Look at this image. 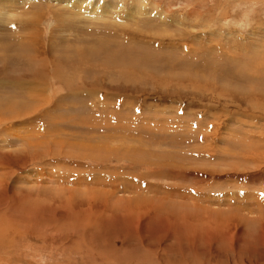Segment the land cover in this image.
I'll use <instances>...</instances> for the list:
<instances>
[{
  "label": "rangeland",
  "instance_id": "1",
  "mask_svg": "<svg viewBox=\"0 0 264 264\" xmlns=\"http://www.w3.org/2000/svg\"><path fill=\"white\" fill-rule=\"evenodd\" d=\"M15 20L85 67L0 62L35 109L0 118V264H264V0H0Z\"/></svg>",
  "mask_w": 264,
  "mask_h": 264
},
{
  "label": "bare ground",
  "instance_id": "2",
  "mask_svg": "<svg viewBox=\"0 0 264 264\" xmlns=\"http://www.w3.org/2000/svg\"><path fill=\"white\" fill-rule=\"evenodd\" d=\"M39 9V8H38ZM40 10V9H39ZM42 10V9H41ZM23 12H26V11H24L23 10ZM26 14V13H25ZM24 20V19H23ZM61 20H63V19H61ZM28 22H29V20H28ZM15 23H16V25H18V24H20V23H22V25L25 27V30H23V32L24 31H26V33H24V36L23 37H25V39H24V41H21L20 42V44H19V42L17 41V39H16V35H18V34H15V33H13V32H11V30L9 29L8 30V32H5V34H1L0 33V52H3V53H0L1 55H0V62H2L5 66H6V64L8 65V61L10 62L11 60H13L15 57H16V61L17 62H20V61H22L23 63H25L26 65H27V67L29 66V67H31V68H34L35 69V75H37L38 76V74L37 73H40V78H47L48 76L47 75H49L50 77H51V79L52 80H54V81H58V82H60V87H61V85H63V80L65 79V78H68L70 81H73V82H75V89L73 90V91H78L79 90V83H84V81H80V78H77L76 77V73H77V71L78 70H82L84 67H85V61H83V55L80 53V52H78L77 50H73L72 51V53H70V51L71 50H67V47L65 48V46H64V48L65 49H62V47L61 48H57V47H55V48H50L49 49V51L48 52H45V51H43V49L40 47V45L39 44H37V46H36V44L34 43V41L31 39V35L29 34V32H31L30 31V27H29V24H27V23H25V22H22V20H15ZM14 23V24H15ZM29 23H31V22H29ZM33 23H31V25H32ZM30 25V26H31ZM15 26V25H14ZM13 26V27H14ZM22 26V27H23ZM14 31V30H13ZM23 32L21 31V33L23 34ZM27 32H28V35H27ZM3 33V32H2ZM32 33V32H31ZM103 33V32H102ZM37 34V33H36ZM18 37V36H17ZM22 37V36H21ZM34 37V36H33ZM37 38V35H35V38L34 39H36ZM76 39V38H75ZM93 39V38H92ZM105 39V38H104ZM20 40V39H19ZM74 40V39H73ZM103 40V39H102ZM106 40H108V39H106ZM79 41V40H78ZM17 45H16V44ZM38 45H39V47H38ZM97 46V45H96ZM22 47V48H21ZM57 48V49H56ZM69 49V48H68ZM99 49V48H98ZM127 50V49H126ZM91 55V54H90ZM107 55H109V54H107ZM97 56H99V54L97 55ZM14 57V58H13ZM109 57V56H108ZM11 58H13V59H11ZM90 58V57H89ZM113 58H114V56H113ZM113 60V59H112ZM131 60V59H130ZM91 61V60H90ZM258 61V60H257ZM12 62H15V61H12ZM91 63H92V61H91ZM94 63V62H93ZM106 63V62H105ZM15 64V63H14ZM89 64H90V62H89ZM95 64V63H94ZM97 64V63H96ZM107 64H108V62H107ZM126 64H128V63H126ZM18 67H19V69H21V67H23V66H20V65H18V64H16ZM129 65V64H128ZM108 66H109V64H108ZM207 66V65H206ZM97 67V66H96ZM125 67V66H124ZM124 67H122L121 69L123 70V72L124 73H126L125 71L128 69H126V68H124ZM128 67V66H127ZM86 68H87V66H86ZM92 68V67H91ZM95 68V67H94ZM136 68L137 67H135V71H136ZM8 69V68H7ZM7 69H5L4 71H8ZM15 69V68H14ZM25 69H27V68H25ZM29 69V68H28ZM31 71V70H30ZM120 71V70H119ZM21 72V71H20ZM27 72H29V71H27ZM86 72V71H85ZM136 72H138V71H136ZM8 73H9V71H8ZM33 74V75H34ZM29 75V74H28ZM126 75H127V73H126ZM133 75V74H132ZM123 76V75H122ZM124 76H125V74H124ZM13 77V76H12ZM126 77V76H125ZM129 78H128V80L130 79V80H133V79H139L138 78V76L135 78V77H131V78H133V79H131L130 78V75L128 76ZM18 80L19 79H21V78H19V77H16ZM12 81H13V79H11ZM21 80H23V79H21ZM34 80V79H33ZM16 81V80H15ZM14 81V82H15ZM24 81V80H23ZM22 81V82H23ZM192 81V80H191ZM9 82V81H8ZM120 82V81H119ZM138 82H140L139 80H138ZM138 82H136L137 84H140V83H138ZM196 82V81H195ZM5 83H7V82H5ZM11 83V82H10ZM194 83V82H193ZM11 84H14V83H11ZM10 84V85H11ZM24 84V83H23ZM36 82H33V88L32 87H30L27 83L25 84V85H23V86H18V85H16V87H15V89H21L22 91H28V92H32V90L33 89H35V90H37L39 87H43L42 85H45V83H40V84H37ZM67 84V83H66ZM190 84H192V82L190 83ZM2 86H4V85H2ZM8 86V85H7ZM73 86V85H72ZM181 86V85H180ZM6 88V87H5ZM70 88V87H69ZM83 89V88H82ZM29 90H31V91H29ZM15 91V90H14ZM41 91V90H40ZM82 91V90H81ZM42 92H44V91H42ZM65 92V91H64ZM8 93H11V92H8ZM13 93V92H12ZM75 93V92H74ZM34 94V93H33ZM38 94H39V92H38ZM76 94H80V93H76ZM11 97H14L15 99L17 98V99H21V98H24L25 100L27 99L28 100V102L26 101V103H22V104H19V102H17V103H15L14 101H12L13 100V98L11 99V100H7V102H3L2 104L0 103V105H1V108L2 109H0V111L2 110V112H0V118H1V120L3 119H6V120H12V119H14V118H18V119H15L14 121H11L10 123H14V122H17V121H19V120H21V119H23V118H19V117H25V118H27L28 120H29V118H30V116H31V114H32V112H33V110H35V109H32L31 107H30V101L33 99V97H31L30 96V94L29 93H22V92H20V91H17V93H15L13 96H11ZM3 99H7L5 96H2L1 98H0V101H2ZM77 100V99H76ZM24 101V100H23ZM13 102H14V104H13ZM77 102V101H76ZM78 103V102H77ZM37 104V103H36ZM39 105V104H38ZM41 105V104H40ZM10 106H14L12 109H10ZM80 113V112H79ZM84 113V112H83ZM93 113V112H92ZM67 114V113H66ZM82 114V113H81ZM2 120V121H3ZM42 121H44V120H42ZM68 121V120H67ZM66 121V122H67ZM74 121H76V120H74ZM6 122V121H5ZM9 122V121H8ZM65 122V123H66ZM71 122H72V120H71ZM97 122V121H96ZM96 122H94V123H96ZM76 123V122H75ZM74 123V124H75ZM100 123V122H99ZM106 123H107V121H106ZM7 124V123H6ZM15 124V123H14ZM93 124V123H92ZM4 125V124H3ZM80 125V124H79ZM89 125V124H88ZM96 125L97 124H95V126H94V128H96ZM108 126V125H107ZM91 127V126H90ZM100 128H98V130H99ZM94 129L92 128V131H93ZM98 130H96L95 129V131H98ZM90 131V130H89ZM88 131V132H89ZM94 131V132H95ZM100 131V130H99ZM56 133V132H55ZM90 133V132H89ZM61 142V141H60ZM30 145V144H29ZM34 145V144H33ZM38 145H40V144H38ZM41 146V145H40ZM153 149V148H152ZM32 150V149H31ZM35 150H36V148H35ZM35 153H36V151H35ZM34 152H33V154H35ZM132 154V153H131ZM37 156H38V153L37 154H35V157L34 158H37ZM143 201V200H142ZM168 201V200H167ZM169 202V201H168ZM159 203H162V202H159ZM163 204H165L166 206H165V208H168V209H171L172 210V207L171 208H169L170 207V204L168 203H163ZM162 205V204H161ZM164 206V205H163ZM182 207V206H181ZM159 208H160V206H159ZM176 208V207H175ZM162 209V210H161ZM168 209H167V211H168ZM177 209V208H176ZM163 210L165 211L166 209H164V207L163 208H160V211H162L161 213H164L163 212ZM178 210V209H177ZM159 211V212H160ZM170 211V210H169ZM174 211V210H173ZM176 211V210H175ZM174 211V213L176 214L177 212H175ZM166 212V211H165ZM166 213H168V212H166ZM170 213H173L172 211H170ZM170 213L168 214V216L170 215ZM175 214H173V216H172V219H173V217H176L177 219L180 217L181 219L182 218H185V215H179V214H182V212L180 211L179 212V214L177 213L176 215L177 216H175ZM165 215V214H164ZM171 216V215H170ZM176 218H174L175 220H176V222L178 221ZM183 220V219H182ZM180 221V220H179Z\"/></svg>",
  "mask_w": 264,
  "mask_h": 264
}]
</instances>
